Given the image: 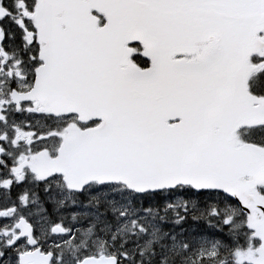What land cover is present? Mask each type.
<instances>
[{
  "label": "snow or ice",
  "instance_id": "1",
  "mask_svg": "<svg viewBox=\"0 0 264 264\" xmlns=\"http://www.w3.org/2000/svg\"><path fill=\"white\" fill-rule=\"evenodd\" d=\"M29 3L0 0V64L5 65L0 72L7 73L13 92L9 60H14L21 79H28L21 75L23 67L34 78L30 91L15 101L16 113L33 116L37 124L41 118L46 124L51 117L67 116L39 107L49 92V76L54 79L61 100L75 106L73 127L81 163L122 173L115 181L108 175L89 179H97L101 189L113 182L126 186L125 204L112 212L118 213L119 223L130 215L129 208L137 210L133 246L159 230L147 216L155 198L179 192L165 204L173 219L160 217L172 225L165 237L175 242L190 232L179 245L184 252L192 248L190 241L210 243L213 250L205 253L201 248L200 261L227 250L236 257L234 264H264V0H31L32 7ZM18 13L22 15L16 19ZM5 21L10 27L5 28ZM11 26L20 31V58L8 55L10 41L16 38ZM22 105H27L23 112ZM6 111L0 108V122L5 124ZM23 123L32 137L26 141L29 150L37 141L54 137L62 143L55 156L47 146L33 154L34 160L41 158L52 166L46 174L37 173L34 181L24 175L0 179V193L6 192V198L13 199V185L24 191L19 197L20 222L14 226L7 213H16V204L5 207L0 195V264H34L33 253L41 257L39 264L53 260L63 264L62 252L44 250L38 237L45 229L37 231L32 218L37 225L47 223L49 244L51 237L59 238L52 247L71 245L80 229L67 225L65 217L74 221L80 206L74 200L62 213L49 195L53 191L49 179L61 175L65 190L76 196L85 192L88 180L73 183L63 166L73 153L67 126L63 132L49 128L37 134L31 121ZM6 139L7 133H0V154ZM4 166L10 162L0 160V168ZM245 169L256 177L258 200L243 188ZM16 172L11 168L13 175ZM25 183L43 191L44 198L34 191L29 200ZM30 208L34 211H27ZM189 221L204 227H182ZM21 222L28 225L27 232ZM112 239L116 240L115 233ZM129 243L124 241L110 257L86 254L82 264L98 260L117 264L118 258L128 264ZM139 255L143 256L142 249Z\"/></svg>",
  "mask_w": 264,
  "mask_h": 264
},
{
  "label": "rangeland",
  "instance_id": "2",
  "mask_svg": "<svg viewBox=\"0 0 264 264\" xmlns=\"http://www.w3.org/2000/svg\"><path fill=\"white\" fill-rule=\"evenodd\" d=\"M29 6L32 7L31 1ZM18 19V15L15 17ZM5 28L10 27L8 21L4 22ZM12 27V31L17 36V31L14 26ZM26 35V34H25ZM12 42V41H10ZM10 47V46H9ZM8 47V49H9ZM15 50L9 53H14ZM8 55L10 57L17 58V54ZM3 58L0 55V61ZM14 60H9L6 65L12 71V84L16 85V89L25 90L31 86V75L29 74V69L25 67L22 68L21 75H27L28 79H21L20 76L17 75V71L19 69L13 67ZM0 67H5V65L0 64ZM9 77L7 73L0 72V108H5L7 123L0 122V133H7V139L3 142L2 146L6 150L4 155L5 159L10 162V166H4L0 168V179L6 181L8 177L11 175L12 179H16L18 176L24 175L26 176L27 181H34L36 179V173L32 172L28 167L18 168L19 164L23 161H26L30 164L34 162L33 154L39 151L44 146H47L51 155L55 156L57 149L60 148L62 140L60 137H54L49 139L47 142H39L37 141L31 146V150H29V145L26 143L32 137L29 136L30 129H24V120H29L32 122L33 127L36 129L37 134L44 129H59L63 132L64 127H68V136L75 131V127L73 124L76 120H72L70 116L66 117H51L48 119L47 123L43 118H41L40 123L37 124L36 120L33 116L24 113L23 116L18 115L16 113V105L13 104L9 98L10 90H9ZM29 81V82H28ZM27 105L21 106V111L23 112V108ZM39 107L49 109V105L47 103H40ZM15 125V129L13 128ZM13 141L16 142V146H13ZM16 168L17 172L13 175L11 173V168ZM49 183L53 185V191L49 193L50 196L55 197L56 204L55 206L61 209V212H68L70 206L75 200L76 203L80 206L76 219L73 221L71 216L68 215L65 217V223L67 225H73L78 227L80 231L77 233V239L72 241L71 245L67 243L62 244L60 250L52 247L58 241V237H51V244L48 243V231H47V223L45 225H37L35 224L36 217L33 216V224L39 231L42 227L45 229L44 233L40 235L38 238L41 240L44 250H51L54 253L59 254V252L63 253V264H76L78 261L84 259L86 254L92 255L96 253H104L105 256H113L119 251V246L124 241H130L128 248L130 259L128 264H158V261L161 264H221V261L227 260L228 264H234L236 257L234 255H230L227 250H221L218 255L215 257H210L207 260L200 261L198 259L201 254V248L204 249V252L207 253L212 249L210 243L206 241H190L192 243V248L189 249L188 252H184L179 245L182 244L183 239L188 237L191 233H185L184 237H179L177 241L173 242L170 238L165 237L164 232L167 229L172 227L171 224L162 223L160 217H165L166 220L173 219V211L167 210L165 211V204L168 200L173 199V196H179V192L172 195H159L155 198L152 203V211L147 213L148 222L153 224L159 230L155 233L151 234L149 237L142 239L137 246H133L131 241H134L136 238L131 235L133 231L138 232V226L136 228L132 225V220L137 218V210L133 208H129L128 211L130 215L126 217L124 220L119 223L116 221L115 216L118 213H113V208H119L121 205L125 204V200L122 197H127L128 193L124 191L125 186L122 184H114L111 183L108 188L101 189L100 184L97 180L90 182L87 185L85 192L79 196L75 194H69L65 190V182L61 175L57 174L55 177H51L49 179ZM56 185H60L57 187ZM29 192V200L33 198L32 193L34 191H39L41 199L44 198V193L40 189H36L34 184L25 183L23 186ZM43 187V186H41ZM14 192L15 199H8L7 193H0V195L4 196L2 203L5 207L10 206L13 202L16 204L17 212L12 213L9 211L7 215L11 217L10 224L15 225L20 216V209L22 205V201L19 199L20 196L24 195V191L20 187H16L13 185L11 192ZM107 192L108 195H103V192ZM252 196H259L260 191L255 188L250 192ZM64 201L63 205H61V201ZM114 200L116 203H109L108 201ZM175 202V201H173ZM147 203V201H146ZM27 211H34V209H28ZM27 215V212L25 213ZM182 227L191 229L192 227H196L198 230L204 227L203 223L198 225H193L191 221ZM90 229V231H89ZM179 233V229L176 230ZM112 233H115L116 240L112 239ZM147 239H151L153 243L148 245L146 243ZM176 247H173V245ZM159 245H167V250L161 249ZM258 246V244L256 245ZM143 250V256L139 255L140 250ZM244 251L245 249H240ZM235 249H233V252ZM180 253L179 255L177 253ZM155 253V256H154ZM135 257L133 260L132 257ZM119 264L122 262L119 260ZM52 264H55V260H53Z\"/></svg>",
  "mask_w": 264,
  "mask_h": 264
},
{
  "label": "water",
  "instance_id": "3",
  "mask_svg": "<svg viewBox=\"0 0 264 264\" xmlns=\"http://www.w3.org/2000/svg\"><path fill=\"white\" fill-rule=\"evenodd\" d=\"M50 80V87H49V92L47 94V97L44 100H47L48 103L51 105L53 111L55 112H60V113H74V105L66 104L64 103L56 89L54 79L49 76ZM12 99L14 101L21 99V96H16L13 95ZM71 140L72 146H73V153L72 156L65 161V164L63 165L69 170L70 174V179L72 180L73 183H80L84 180H88V183L97 179H89L92 176H111L113 180L122 173L119 172L118 170H101V169H93V168H88L85 167L80 160L79 156V137L76 134V131L72 132L68 136ZM2 154H0L1 156ZM32 167L36 168V172L40 173L41 175L46 174L47 171L52 170V166L47 164L45 161H43L41 158H37L35 163L31 165ZM245 177H250L251 179L249 181H242L243 188L246 191V193L249 195V191L254 189V181L256 180V177L251 174L250 169H245ZM116 183V182H113ZM126 187V186H125ZM250 196V195H249ZM251 197V196H250ZM254 199V198H252ZM259 198H255L254 200H258ZM20 222V221H19ZM20 227L24 232L28 231V225L25 223H20ZM107 257V256H105ZM34 264H39L41 257L37 256L35 253H33V256L30 258ZM83 261V260H82ZM82 261H80L77 264H82ZM89 264H105V261L103 260H98V261H89Z\"/></svg>",
  "mask_w": 264,
  "mask_h": 264
},
{
  "label": "flooded vegetation",
  "instance_id": "4",
  "mask_svg": "<svg viewBox=\"0 0 264 264\" xmlns=\"http://www.w3.org/2000/svg\"><path fill=\"white\" fill-rule=\"evenodd\" d=\"M21 15H22V13H19V18H21ZM20 45H21V41H20V39H19V37L18 38H15V39H13L12 40V42H10V47H9V49H8V53L9 52H12L13 50H20V51H23V49L20 47ZM32 51H36V49L35 48H33L32 49ZM15 54H17V58L19 57V52H14ZM9 54H11V55H14V56H16L15 54H13V53H9ZM1 57L3 58V56L1 55ZM20 58V57H19ZM23 59H24V61H25V65H29L31 62L29 61V59H28V57L27 56H24L23 57ZM28 68V67H27ZM23 69H25V67H23ZM34 79V78H33ZM16 86V85H15ZM31 88V86L29 87V88H27V89H25V90H22V89H16L15 91H18V92H27L29 89ZM68 116V115H67ZM61 117H66V116H61ZM71 117V119L72 120H77L76 118H75V116L74 115H71L70 116ZM5 153H6V150L4 151ZM0 160H4V161H6V162H8L6 159H5V157H4V155L1 157V159ZM21 163H23L22 165H25L24 167H29L28 165L30 164V163H28V162H26V161H23V162H21ZM20 163V164H21ZM23 167V168H24ZM11 197L13 198V200L15 199V194H14V192L12 191L11 192Z\"/></svg>",
  "mask_w": 264,
  "mask_h": 264
},
{
  "label": "trees",
  "instance_id": "5",
  "mask_svg": "<svg viewBox=\"0 0 264 264\" xmlns=\"http://www.w3.org/2000/svg\"><path fill=\"white\" fill-rule=\"evenodd\" d=\"M15 31H17V33H18L17 36L15 35L16 38L20 37V31L18 29H16Z\"/></svg>",
  "mask_w": 264,
  "mask_h": 264
}]
</instances>
